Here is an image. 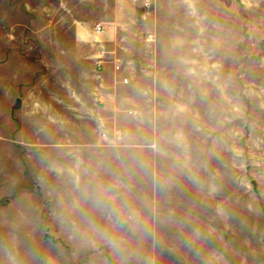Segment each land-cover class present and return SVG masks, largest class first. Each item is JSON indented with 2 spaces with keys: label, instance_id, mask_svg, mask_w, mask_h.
I'll use <instances>...</instances> for the list:
<instances>
[{
  "label": "rangeland",
  "instance_id": "374dc122",
  "mask_svg": "<svg viewBox=\"0 0 264 264\" xmlns=\"http://www.w3.org/2000/svg\"><path fill=\"white\" fill-rule=\"evenodd\" d=\"M0 54V264H264V0H0Z\"/></svg>",
  "mask_w": 264,
  "mask_h": 264
},
{
  "label": "crops",
  "instance_id": "0c3cea01",
  "mask_svg": "<svg viewBox=\"0 0 264 264\" xmlns=\"http://www.w3.org/2000/svg\"><path fill=\"white\" fill-rule=\"evenodd\" d=\"M85 19H74V23L75 24H83L85 23ZM100 24V23H97ZM102 33V31L100 32H96L95 34L100 35ZM95 42H99L100 39L98 37H93L92 38ZM98 53V51H97ZM96 53V54H97ZM96 54L94 55V68L96 70L97 73H102L105 70V64H106V59H104V62L101 64V66H97L96 65ZM2 56V54H0ZM10 56V55H9ZM12 56V55H11ZM11 65L13 66V60L9 58L8 62H4V63H0V106L2 107V103L4 101L7 100V98H9V100L11 101L15 91L16 93H18V91L16 90V87L12 85V81L10 83V81H5V77L7 76L9 79L12 78L13 72H9L5 73V68L6 66ZM10 66V67H11ZM113 66V65H112ZM8 69V68H7ZM114 71V69H113ZM122 71V70H121ZM115 72V71H114ZM40 83L36 84L35 88H39ZM30 93V95L34 96L37 94L36 90L33 88V90L31 91H26L24 94ZM42 94V92H41ZM101 94V93H100ZM30 97L31 102L33 104V106L31 107V113L24 116V114H21L22 116H20L21 118V127L19 128L18 132L15 133V137L19 138L20 140H27V141H22V143L24 145L27 146L28 150L31 151V153L33 154H37V156H30V160L34 159V157H37L36 159V165L39 163V168L36 170V172L38 174H40V178L42 180V168H43V163L41 160V156L40 153L43 149L50 150V149H54V152H60V150L57 148L58 145H50L49 143V137H50V133H49V128L50 125L52 126L53 124H50V116H49V111L47 109V107H43L42 106V102L43 99L39 102L38 99L35 100L33 99V97ZM15 98V105H12L9 107V119L12 120L13 116L16 115L19 117V114H17V112L22 109V105H23V99H21L20 97H17L16 95L14 96ZM43 98V97H42ZM99 102L103 101V97L100 95L98 98ZM46 102V101H45ZM6 103V102H5ZM9 103V101H8ZM0 107V138L4 137V136H12V127L11 124H9V130H8V134L6 132V128L4 127V125L2 124V120L5 119V115L3 114V109ZM9 120V123H10ZM27 130V131H26ZM103 137H105V134H103ZM2 141L0 140V147ZM80 147H77L75 145H68L65 147V151L63 150L62 152H76V151H80L79 150ZM1 150V148H0ZM43 153V152H42ZM39 155V156H38ZM40 157V158H39ZM39 160V162H38ZM32 161V160H31ZM41 169V170H40ZM48 169V167H47ZM44 182V180H42Z\"/></svg>",
  "mask_w": 264,
  "mask_h": 264
},
{
  "label": "built area",
  "instance_id": "2783aa9c",
  "mask_svg": "<svg viewBox=\"0 0 264 264\" xmlns=\"http://www.w3.org/2000/svg\"><path fill=\"white\" fill-rule=\"evenodd\" d=\"M94 30L96 32H100L102 31V26L101 24H96L94 27ZM105 55H106V51L104 50V48L100 47L98 50V53L96 54V65L99 67L101 66V64L104 62L105 59ZM112 64H113V69L115 72H120L122 70V64H121V60L117 57H115L112 60ZM128 83V78L123 77L122 78V84H127Z\"/></svg>",
  "mask_w": 264,
  "mask_h": 264
}]
</instances>
